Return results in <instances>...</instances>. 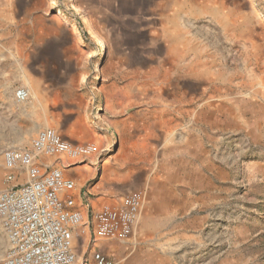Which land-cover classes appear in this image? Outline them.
Masks as SVG:
<instances>
[{"label":"rangeland","instance_id":"rangeland-1","mask_svg":"<svg viewBox=\"0 0 264 264\" xmlns=\"http://www.w3.org/2000/svg\"><path fill=\"white\" fill-rule=\"evenodd\" d=\"M47 118L86 149L88 173L55 163L82 181L79 264L100 244L117 264H264V0H0V191L3 150ZM130 195V233L95 242L96 214ZM8 246L0 220V264Z\"/></svg>","mask_w":264,"mask_h":264},{"label":"built area","instance_id":"built-area-1","mask_svg":"<svg viewBox=\"0 0 264 264\" xmlns=\"http://www.w3.org/2000/svg\"><path fill=\"white\" fill-rule=\"evenodd\" d=\"M15 96L19 101L30 97L24 87L17 88ZM80 151L86 149L49 126L41 128L31 144L3 150L6 187L0 191V220L9 236L4 264H78L77 241L84 237V224L71 195L76 181L44 158ZM139 214L140 196L130 195L123 209L100 210L94 224L97 232L115 240L130 233ZM103 247L95 245L91 258L81 264H117Z\"/></svg>","mask_w":264,"mask_h":264},{"label":"bare ground","instance_id":"bare-ground-1","mask_svg":"<svg viewBox=\"0 0 264 264\" xmlns=\"http://www.w3.org/2000/svg\"><path fill=\"white\" fill-rule=\"evenodd\" d=\"M43 1L44 0H37V2H40V3H43ZM32 25L35 28L44 31V32H41L40 34H37L36 35V37L38 38V40H43L44 39L45 32L47 30H49L50 28L53 27L52 25H49L45 21V19L43 17H40V16L37 17V19L32 23ZM88 27H90V24L89 23H88ZM72 84L73 83H71L70 85H72ZM70 85H69V87H71ZM27 91L29 92V95L33 94L32 90L30 88H27ZM36 94H35V96H36ZM38 99H39V97H38ZM43 117H46V116H43ZM83 119L81 118V119L76 120V123L73 125L72 128H70V131L72 133L76 134V136H79L81 139H83L84 137H87L90 134L88 128L85 126V123H84V120ZM43 124H44V126H52V123L50 122V119L49 118H47L46 122H44ZM93 140H94V138H93ZM93 140H91V142ZM99 146H100L99 149H101L102 148V144L100 143ZM89 147H90V150L88 151V153L91 154L92 156L96 155L99 149L97 147H95L94 144L92 145V143L90 144ZM126 155H127L126 154V150H123L122 154H120L119 157H120V159H122V158H125ZM83 156H84V153H82L81 151L78 152V153L62 152V153L59 154V158L60 159L59 158L58 159L60 160V163L62 162V164H63V162H64V164L67 165V167H69V168H74V169H77V170L78 169L79 170H83V172H87L88 173V169H89V165L88 164L81 167V166H78V163H77V161L80 160L81 158H83ZM59 167L62 168L61 165ZM62 169H63L64 172H66V170L64 169V167ZM113 173L114 172L112 171V168H110V167H107L104 170V176H109V175L111 176ZM0 177H1V175H0ZM75 181H77V183H76L77 186L76 187L80 186V183L82 181H80V180H75ZM85 218L86 217L84 216L83 217V221H82L84 225H82L83 228L81 227V229H83V231H84L83 235L87 239V237H88L87 236L88 234L86 232L87 231V223H86V219ZM107 240H108V238L104 234L100 233V236L98 237V239L95 240V242L98 241V242H102V243H105V244L107 243L108 244ZM133 261L134 260H131L127 264H133ZM79 263H80V259H78V264Z\"/></svg>","mask_w":264,"mask_h":264},{"label":"crops","instance_id":"crops-1","mask_svg":"<svg viewBox=\"0 0 264 264\" xmlns=\"http://www.w3.org/2000/svg\"><path fill=\"white\" fill-rule=\"evenodd\" d=\"M68 91L70 90L71 92H75V93H79L80 92V89H67ZM52 158H48L46 161L48 162L49 160H53V162L54 163H56V162H60V158H59V155L58 156H51ZM59 158V159H58ZM58 166V165H57ZM75 170H77V169H75ZM78 171V170H77ZM105 179V178H104ZM71 195H73L74 196V198L76 197L72 192H71ZM76 206H77V208L80 210V208H81V205H79L78 203H76Z\"/></svg>","mask_w":264,"mask_h":264},{"label":"water","instance_id":"water-1","mask_svg":"<svg viewBox=\"0 0 264 264\" xmlns=\"http://www.w3.org/2000/svg\"><path fill=\"white\" fill-rule=\"evenodd\" d=\"M51 12L53 13V11H51ZM53 14H54V13H53ZM55 20H59V18L55 16ZM51 22H52V23H55V22H53V21H51ZM105 54H106V50H105ZM100 69H101V66L98 67V70H99V71H100ZM100 78H101V77H100Z\"/></svg>","mask_w":264,"mask_h":264}]
</instances>
